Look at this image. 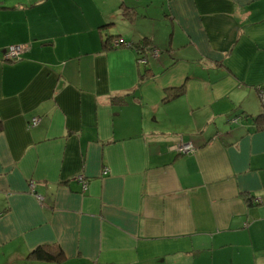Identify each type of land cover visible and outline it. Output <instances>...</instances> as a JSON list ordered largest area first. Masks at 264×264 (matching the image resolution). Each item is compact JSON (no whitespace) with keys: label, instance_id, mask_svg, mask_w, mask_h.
<instances>
[{"label":"crops","instance_id":"1","mask_svg":"<svg viewBox=\"0 0 264 264\" xmlns=\"http://www.w3.org/2000/svg\"><path fill=\"white\" fill-rule=\"evenodd\" d=\"M259 86L264 0H0V264H264Z\"/></svg>","mask_w":264,"mask_h":264},{"label":"built area","instance_id":"2","mask_svg":"<svg viewBox=\"0 0 264 264\" xmlns=\"http://www.w3.org/2000/svg\"><path fill=\"white\" fill-rule=\"evenodd\" d=\"M114 44L117 45V41L114 40ZM27 45L26 44H12L7 47V50L4 54V58L11 60V61H16L20 58L21 54L26 50ZM259 96L261 97V101L264 105V89L260 88L259 90ZM238 117H232L231 121L236 122ZM37 123V118L31 119L30 124L35 125ZM176 149L181 150L183 152H189L193 151L194 147L192 146L191 143H183L180 141L176 145ZM77 179L82 183V188L83 190L86 189L87 187V182L82 176H78Z\"/></svg>","mask_w":264,"mask_h":264},{"label":"trees","instance_id":"3","mask_svg":"<svg viewBox=\"0 0 264 264\" xmlns=\"http://www.w3.org/2000/svg\"><path fill=\"white\" fill-rule=\"evenodd\" d=\"M110 38H112L111 35H107L106 36V42H108L110 40ZM113 44V42H111ZM120 45L123 44L122 42L119 43ZM141 43H137L135 45V47H139ZM142 59V57H138V61ZM148 59V58H147ZM148 62V61H147ZM261 88V86H259V89ZM184 86H179V87H176L174 88L173 91H170V97H175V96H178L180 95L184 90ZM236 116V115H235ZM257 120H264V114H262V116H257L256 117ZM263 124H264V121H263ZM0 128H1V125H0ZM29 255H33L34 257H36L37 259H41V260H53V259H58L60 256L59 254L53 252L51 250V248L49 246H46V245H41V246H38L36 247L33 251H31V253Z\"/></svg>","mask_w":264,"mask_h":264},{"label":"rangeland","instance_id":"4","mask_svg":"<svg viewBox=\"0 0 264 264\" xmlns=\"http://www.w3.org/2000/svg\"><path fill=\"white\" fill-rule=\"evenodd\" d=\"M169 29H170V25H168L167 27H166V31L168 32L169 31ZM164 48H167V46H165V45H162Z\"/></svg>","mask_w":264,"mask_h":264},{"label":"water","instance_id":"5","mask_svg":"<svg viewBox=\"0 0 264 264\" xmlns=\"http://www.w3.org/2000/svg\"><path fill=\"white\" fill-rule=\"evenodd\" d=\"M147 61H148L147 59H146L145 61L143 60V64H146V63H147Z\"/></svg>","mask_w":264,"mask_h":264}]
</instances>
